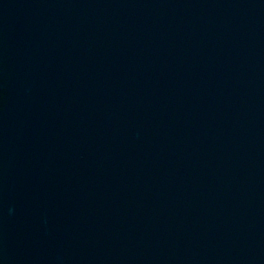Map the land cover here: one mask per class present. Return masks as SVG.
Here are the masks:
<instances>
[{"label": "water", "instance_id": "1", "mask_svg": "<svg viewBox=\"0 0 264 264\" xmlns=\"http://www.w3.org/2000/svg\"><path fill=\"white\" fill-rule=\"evenodd\" d=\"M0 264H264V0H0Z\"/></svg>", "mask_w": 264, "mask_h": 264}]
</instances>
